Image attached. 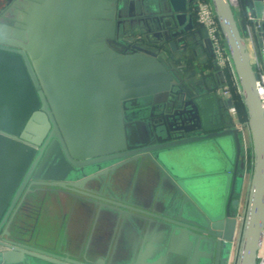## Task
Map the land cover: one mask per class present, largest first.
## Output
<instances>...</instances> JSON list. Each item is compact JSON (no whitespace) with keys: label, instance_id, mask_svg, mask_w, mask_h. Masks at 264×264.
<instances>
[{"label":"water","instance_id":"1","mask_svg":"<svg viewBox=\"0 0 264 264\" xmlns=\"http://www.w3.org/2000/svg\"><path fill=\"white\" fill-rule=\"evenodd\" d=\"M4 1L12 5L0 17V264H230L237 234L232 264H256L264 237V111L247 31L229 0L209 1L251 141L240 222L241 132L223 117L232 102L218 98L224 74L195 22V0ZM261 1L244 3L259 43ZM201 48L213 73L182 77L172 56ZM211 154L218 155L215 172L206 168ZM129 170L152 178L153 187L135 194ZM47 191L96 214L107 244L54 252L15 226L28 195L36 203V193ZM126 224L150 235L137 256L118 254L116 228Z\"/></svg>","mask_w":264,"mask_h":264},{"label":"crops","instance_id":"2","mask_svg":"<svg viewBox=\"0 0 264 264\" xmlns=\"http://www.w3.org/2000/svg\"><path fill=\"white\" fill-rule=\"evenodd\" d=\"M249 1L250 0H237V4L233 6V11L239 28H244L248 32L247 46L250 53V58H254L255 56H258L260 35L256 31V27L254 26L255 20H253L252 17V8H250L249 5L248 7H246L244 4L245 2L248 3ZM141 18H145V16H133L134 20H139ZM197 26L201 28L198 24ZM143 28L145 27H138L135 32L137 34H143L144 32H146ZM199 45H201V43L198 44V46ZM172 57L173 58L171 59V64L174 69H176L179 74L180 72H182V77H186L187 79H198L213 73L211 62L208 59L207 54L205 53L203 48L199 49L196 53L187 52L176 60L174 59V57H177V55H174ZM222 72L224 74L225 82L222 85V88L218 90V98L221 100H225L222 92L224 87H228L230 88L233 101V93L231 88L233 86V82L235 81L234 76L232 75L229 66H226L224 69H222ZM222 113L223 117H225L224 113H226L225 120L228 116L231 117L232 128L240 130L241 149L243 151L244 149H246L247 151V159H245L244 162V180L240 193L239 209L240 212H242V207H244L243 205L245 204L250 179V135L246 122H243L240 119L237 114V110L235 113H232L229 110L226 112L222 110ZM200 158H204V160L207 159L204 156ZM217 158L218 155L211 154L210 160L209 158L207 159L206 168L210 172L217 171ZM153 185H151V188L153 187ZM135 189H137L138 192H140V190H146L142 187H139V185H137ZM56 204V201H42V204H40L38 211H36L34 214L25 215L20 213V215H17L19 221H15V226L22 225L24 228H26V230H28V234L30 232H33L32 240L35 239L36 242L42 245L45 249L54 250V252L60 250L76 254L80 248L84 250H95L107 244L108 236L107 234H105L106 231L100 228L102 221L98 218L99 220L95 222L96 214L94 215L93 213V215H91L88 212V209L84 210L83 207L77 205L73 207L72 204ZM94 223L96 226L93 228ZM139 228L140 227L137 224H126L123 230H120L119 226L116 228L115 236L119 235L118 244L121 246L119 248L118 254L127 255L128 250H132L137 256L139 251L144 248L145 244L148 242L146 241V239H148L150 235L146 234L144 227L142 232H140ZM34 234H36V238H34ZM146 236L147 238H145ZM151 239L155 241V235H153ZM233 251L234 244L232 247L231 259Z\"/></svg>","mask_w":264,"mask_h":264},{"label":"built area","instance_id":"3","mask_svg":"<svg viewBox=\"0 0 264 264\" xmlns=\"http://www.w3.org/2000/svg\"><path fill=\"white\" fill-rule=\"evenodd\" d=\"M232 6L236 5L237 0H229ZM264 7V0L261 1ZM195 4L197 5L196 13H195V20L196 23L204 28L207 31L209 36L210 42L212 44L215 59L221 69H224L226 66H229L230 70V61L229 55L226 49V45L223 41L221 33L219 31V27L215 18V14L211 3L209 0H195ZM248 36V32H247ZM246 36V43L248 45V40ZM251 40V37H250ZM251 59V65L253 70L257 73V80H256V93L259 97L260 103L262 105L264 111V40L260 42L258 47V56H255ZM233 75V74H232ZM235 79V77H234ZM235 83H237L235 79ZM223 97L225 99H230L232 102V107L229 109L232 113L236 112V108L234 106V102L232 101L230 88L224 87L223 88ZM244 156L247 159V151L244 149ZM250 163L252 164V154L250 151ZM242 212L239 213L238 222L242 220ZM232 264V260L230 261ZM256 264H264V240L261 244V248L257 253Z\"/></svg>","mask_w":264,"mask_h":264},{"label":"flooded vegetation","instance_id":"4","mask_svg":"<svg viewBox=\"0 0 264 264\" xmlns=\"http://www.w3.org/2000/svg\"><path fill=\"white\" fill-rule=\"evenodd\" d=\"M14 1L15 0H12V2H14ZM11 5H12V3H7V1H4V2H2V4H0V17L2 16V14H4L7 11V9H9V7ZM111 46L120 50L121 53L127 52L126 48L122 47L121 45H119L115 42L111 43ZM46 137L42 140L41 145L37 147V150L42 147ZM53 140H54V138H51L50 143ZM126 178H127L126 183H128L130 181L129 179H132L133 184H134V193L135 194L138 193V190L135 189L137 185H139V187H142V188L147 190L151 187V185L154 184L152 178H149V177L147 178V177H145V175L140 174V173L139 174H133L130 170L126 173ZM141 184H142V186H141ZM36 195L38 196V198H37L38 200L36 201V203H34V202L31 203L30 199L32 198L31 196H33V195H28L26 202L23 205V212H21L22 214H25V215L34 214L36 211H38L40 204H42V201H45V200L46 201L49 200L51 202L56 201V203L60 204V205H62V204L64 205L65 203L66 204H72V199L64 196L61 193H55V192L47 191V192L36 193ZM76 205H77V203H76ZM72 206H73V204H72ZM104 227L106 228V223L103 224V222H101L100 228L104 229ZM104 230L106 231L105 234H107V236H108L107 228ZM120 247L121 246L119 245L118 250Z\"/></svg>","mask_w":264,"mask_h":264},{"label":"trees","instance_id":"5","mask_svg":"<svg viewBox=\"0 0 264 264\" xmlns=\"http://www.w3.org/2000/svg\"><path fill=\"white\" fill-rule=\"evenodd\" d=\"M231 90L233 93V102H234V106L237 110V114L243 122H247L245 109L243 107L241 97H240L239 92H238V85H237V83H235V81L233 82V86H232ZM251 165L252 164H250V170H251Z\"/></svg>","mask_w":264,"mask_h":264},{"label":"rangeland","instance_id":"6","mask_svg":"<svg viewBox=\"0 0 264 264\" xmlns=\"http://www.w3.org/2000/svg\"><path fill=\"white\" fill-rule=\"evenodd\" d=\"M246 200V199H245ZM244 206V205H243ZM243 209V207H242ZM243 211V210H242ZM238 234L237 236L235 237V241H234V251H233V254H232V261H234V258H235V251H236V248H237V245H238ZM233 263V262H232Z\"/></svg>","mask_w":264,"mask_h":264},{"label":"bare ground","instance_id":"7","mask_svg":"<svg viewBox=\"0 0 264 264\" xmlns=\"http://www.w3.org/2000/svg\"><path fill=\"white\" fill-rule=\"evenodd\" d=\"M263 240H264V237H263ZM263 240H262V242H263Z\"/></svg>","mask_w":264,"mask_h":264}]
</instances>
